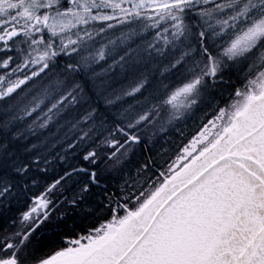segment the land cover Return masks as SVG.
I'll return each mask as SVG.
<instances>
[{"label": "snow or ice", "instance_id": "1", "mask_svg": "<svg viewBox=\"0 0 264 264\" xmlns=\"http://www.w3.org/2000/svg\"><path fill=\"white\" fill-rule=\"evenodd\" d=\"M0 264H264V0H0Z\"/></svg>", "mask_w": 264, "mask_h": 264}]
</instances>
